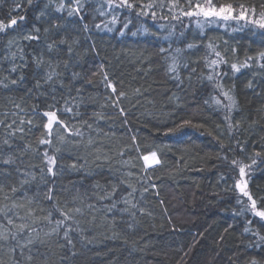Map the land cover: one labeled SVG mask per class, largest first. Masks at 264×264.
<instances>
[{
	"label": "trees",
	"instance_id": "1",
	"mask_svg": "<svg viewBox=\"0 0 264 264\" xmlns=\"http://www.w3.org/2000/svg\"><path fill=\"white\" fill-rule=\"evenodd\" d=\"M129 2L79 0L69 16L77 0H0V20L17 17L0 33V264H264V221L231 163L251 165L244 179L264 207V69L230 67L264 51V29L183 15L209 0ZM210 3L264 10V0ZM210 43L227 61L216 71ZM50 110L71 133L54 124L48 135ZM153 151L161 163L146 167ZM49 219L64 223L53 231Z\"/></svg>",
	"mask_w": 264,
	"mask_h": 264
},
{
	"label": "snow or ice",
	"instance_id": "2",
	"mask_svg": "<svg viewBox=\"0 0 264 264\" xmlns=\"http://www.w3.org/2000/svg\"><path fill=\"white\" fill-rule=\"evenodd\" d=\"M31 2H32V0H28L29 4H31ZM108 3H109V6H115V7L127 6V7L131 8V7L134 6L133 4H131L129 2V0H119V3H117L116 0H108ZM77 4L79 5V0H77ZM19 7H20V5H17V8H19ZM63 7H64L63 4H61L58 7L57 10L58 11H62ZM82 7H83V5H79V6L75 7L74 9L69 10L68 15L71 16V15H73L74 12L75 13H79ZM190 7H191V5H190ZM238 7L240 9L238 12H236V9L233 8L232 4H221L217 8L215 5H212L210 3V0H209L208 6H201L200 4H196L195 5V9H198V11H187V12H184L183 15H185V16H201L202 15L205 18H208V17H220V18H223L225 21L228 20V19L246 20L249 23H251L252 25L257 26L260 29H264V10H261L257 14V10H256L255 6H247L246 7L245 5H239ZM262 8H264V6H262ZM233 12H236V14L233 15ZM152 15H153V17H155V13H153ZM19 19L23 20L24 17L20 16ZM81 19H83V18L81 17ZM115 19L116 18L113 17V21H115ZM197 23H199V21ZM16 24H17V17H11L10 16L7 24L3 20H0V33L4 32L7 28H10V27H12V26H14ZM55 26L56 25H54V27ZM84 27H85V29H87V25H84ZM97 27H99V25H97ZM36 31L38 32L39 29H37ZM45 31H47V29H45ZM25 39L37 40V39H39V37L30 35V36H26ZM60 43L63 44V43H65V41L61 40ZM54 46H55V43L49 44L47 47H48L49 51H51ZM187 47L188 48H193L194 45L193 44H188ZM207 47L209 49H211L212 53L215 55V57H217V59H212L209 62V66L213 69V71H216V69L218 68V66L220 64L227 63V61L221 57V53L216 51V49L212 46L211 43ZM69 51H70V49H69ZM177 51H179V49H177ZM233 51H235V50H233ZM254 60L256 61L257 66L259 68L264 69V51H261V52L257 53L256 57H251V56L247 57L242 64L232 63L230 65V67H231V69L234 72H239L241 70V68H249V67H251L252 66L251 62L254 61ZM35 63H36L37 66H40L41 64H43L44 63L43 57L35 59ZM171 70L175 71V66L174 65L171 68ZM11 71L15 72V71H17V69L15 67H13L11 69ZM55 75H56V72H55L54 69L52 71H48L45 74L44 82L45 83L51 82L54 79ZM217 75H220V73L217 72ZM105 79H107L106 76H105ZM208 79L212 80L213 76L209 75ZM15 82H16L15 80L12 81V83H15ZM107 86L112 88L113 92L116 91L115 87L113 85H111V83H109ZM4 87H7V85H4ZM37 87H40L39 82H37ZM217 87H220V85L218 84ZM249 87H251V83H249ZM120 95L123 96L124 93H120ZM223 96L227 97V99L229 101H233V103H235L234 100H233V97L229 96L228 92H223ZM217 103H220V101L217 100ZM17 107H19V105H17ZM64 111L70 113L72 111V108L71 107H66L64 109ZM121 111H123V110L121 109ZM42 115L47 118V122L44 125V127L48 130V135L49 136H51V134H52V128H53L54 124L56 126H58V127H63L69 133L72 132V129L68 126V124H66L63 120H60L58 118L56 111H54V110L45 111V112H43ZM13 123H15V121H13ZM20 123L23 124L24 121L21 120ZM28 123H31V121H28ZM184 123H189V122L185 121ZM181 126H183V125H181ZM6 127L11 129L12 125L8 124V125H6ZM89 127H91V126L89 125ZM229 127L231 128V125H229ZM19 130L22 131L23 129L21 128ZM10 134L14 135V132L10 133ZM74 134L75 135H81V132L79 130H77ZM133 139H135V138H133ZM4 143L7 144L8 141L5 140ZM40 143L41 144H50L51 140L50 139L41 140ZM256 155L259 156V153H256ZM45 156H47V153H45ZM224 158L227 159V157H224ZM142 159H143L146 167L152 166V165H159L161 163V161L158 158L157 153L155 151L151 152L150 155H144L142 157ZM3 162L4 163H11L12 162L11 156H9ZM47 163L49 165V167H48L49 173H52L54 175V173L52 172L51 165L55 164V157H48L47 158ZM231 163L233 165L237 166V168H238V173H239L240 179L235 183V188L239 190V192L242 194L243 197L247 198V210L253 216L259 217L260 220L264 221V207L258 208L257 200L255 198H253L251 193L248 191L247 180L244 179V177L246 175L245 169L246 168H250L251 165H244V164L238 162L237 160H232ZM251 164L252 165L256 164V160L252 159ZM73 167H75V165H73ZM12 191H15V188H13ZM48 198L51 199L52 198L51 195H49ZM89 207H91V205H89ZM0 211H3V210L0 209ZM75 211L79 212L80 209L77 208V209H75ZM61 215L63 217H65V220L71 219V217L68 215L67 212H61ZM7 223L9 225H12L13 221L11 219H8ZM49 223H54L55 227L53 228V231H57L61 227V225L64 223V221L56 220V221L53 222L51 219H49ZM249 223H251V221H249ZM0 227H2V226H0ZM18 227H19V231H23L24 228H26L28 226L22 224V225H19ZM31 231H35V229H31ZM246 231H248V229H246ZM11 235H12V238L15 239L16 233H11ZM65 235H67V234H65ZM257 235H259V234L257 233ZM8 238H9V234H8V230L7 229H5L4 231H0V240H5L6 241V240H8ZM260 239L264 240V236H260ZM32 242L33 241L31 239H29L27 241L28 244H31ZM10 251L15 252V249L12 248V249H10ZM252 264H256V261L253 260Z\"/></svg>",
	"mask_w": 264,
	"mask_h": 264
},
{
	"label": "rangeland",
	"instance_id": "3",
	"mask_svg": "<svg viewBox=\"0 0 264 264\" xmlns=\"http://www.w3.org/2000/svg\"><path fill=\"white\" fill-rule=\"evenodd\" d=\"M153 166V165H152Z\"/></svg>",
	"mask_w": 264,
	"mask_h": 264
}]
</instances>
